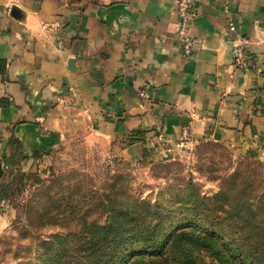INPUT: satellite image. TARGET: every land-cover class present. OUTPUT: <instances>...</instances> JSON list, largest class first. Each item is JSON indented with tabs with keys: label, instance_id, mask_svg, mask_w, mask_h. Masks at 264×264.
<instances>
[{
	"label": "crops",
	"instance_id": "crops-1",
	"mask_svg": "<svg viewBox=\"0 0 264 264\" xmlns=\"http://www.w3.org/2000/svg\"><path fill=\"white\" fill-rule=\"evenodd\" d=\"M178 1L0 0L1 151L81 137L135 164L206 143L264 158V0H191V56Z\"/></svg>",
	"mask_w": 264,
	"mask_h": 264
},
{
	"label": "rangeland",
	"instance_id": "rangeland-1",
	"mask_svg": "<svg viewBox=\"0 0 264 264\" xmlns=\"http://www.w3.org/2000/svg\"><path fill=\"white\" fill-rule=\"evenodd\" d=\"M6 148L0 264H219L230 248L250 253L245 238L264 228L262 197L253 226L239 217L264 195V158L219 144L136 164L81 137L34 158Z\"/></svg>",
	"mask_w": 264,
	"mask_h": 264
},
{
	"label": "trees",
	"instance_id": "trees-1",
	"mask_svg": "<svg viewBox=\"0 0 264 264\" xmlns=\"http://www.w3.org/2000/svg\"><path fill=\"white\" fill-rule=\"evenodd\" d=\"M14 142L18 146V150L20 151L19 143H17V141H14ZM14 142H12V143H14ZM148 156H149L148 154H145V158ZM227 196H228L227 200L231 201L232 200L231 194H228ZM261 197H262V199H264V195H263V196H259L257 198H254L253 202H252L250 197L247 198L248 200L247 199L245 200V202H244V213L242 216H239L240 221H241L240 223H242V225H245V226L252 225L253 226V218L252 217H254L256 215L257 199L261 198ZM256 229H258V228H256ZM249 234H250V236H247L248 234H246L242 238H245L247 236L245 239L250 240V242L255 241L254 243H251V246L253 248V249H251V252L248 253L245 251H239L240 248H238L237 252L234 253L232 251V248H230L227 254H224V251H222V255H223L222 258L217 259L219 264H233V261H231V260H233V258L235 256L238 257L240 262H244L243 260L245 258L246 260H248V261H245L248 264H264V228L260 231H252ZM178 240H180V238L176 239L175 242L173 243V245L176 244V242ZM172 241H174V239H171V242ZM206 246H208V244H206ZM217 250L220 251V249H218V248L213 250L215 254H217V252H216ZM165 251H166V249H163L162 251H160V254H162L160 256H163L166 253ZM134 254H135V252H131L130 255L134 256ZM140 257H142V255ZM221 259H222L223 263L221 262ZM230 262H232V263H230ZM137 264H140V261ZM241 264H244V263H241Z\"/></svg>",
	"mask_w": 264,
	"mask_h": 264
},
{
	"label": "built area",
	"instance_id": "built-area-1",
	"mask_svg": "<svg viewBox=\"0 0 264 264\" xmlns=\"http://www.w3.org/2000/svg\"><path fill=\"white\" fill-rule=\"evenodd\" d=\"M176 13L179 21L177 35L179 38V44L183 49V52L187 56H191L195 46L198 44V39L195 38L190 32V20L193 16V4L191 0H179L176 7ZM234 30V27L232 26ZM249 55L247 49L243 46L239 47L236 53L235 63L238 66H247ZM138 97L143 102H148L152 99L151 88L143 87L138 92ZM162 138L160 137L159 140Z\"/></svg>",
	"mask_w": 264,
	"mask_h": 264
}]
</instances>
